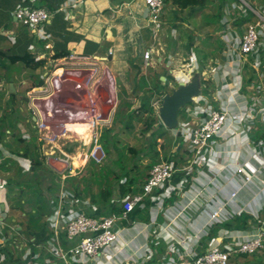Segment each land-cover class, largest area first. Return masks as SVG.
I'll list each match as a JSON object with an SVG mask.
<instances>
[{"label":"crops","instance_id":"0c3cea01","mask_svg":"<svg viewBox=\"0 0 264 264\" xmlns=\"http://www.w3.org/2000/svg\"><path fill=\"white\" fill-rule=\"evenodd\" d=\"M244 1L264 16V0ZM30 5L50 14L38 30L20 25L13 15L17 7ZM254 19L241 0H207L202 8L184 10L166 1L155 33L142 0H0V179L6 182L0 190V264H64L49 250L51 237L56 234L60 246L68 249V220L78 213L115 215L123 199L140 193L151 167L147 165L136 185L129 167L115 166L111 158L106 161L110 137L101 143L104 158L93 161L111 167L118 177L110 200L92 204L90 183L81 188L76 184L81 195L76 200L63 181L86 174L88 182L90 160L83 157L87 148L80 141L60 138L55 155H45L36 121H76L83 114L73 109V95L84 98L86 89H93L109 117L101 136L105 129L112 136L113 125L126 129L122 117L133 114L130 130L135 119L148 115L143 103L157 116L163 96L180 82H189L195 72L200 75V93L179 111L178 128L169 130L166 159H159L172 163L171 180L117 223V240L106 250L107 257L71 258L68 264H186L212 246L234 248L257 229L264 231V187L255 181L244 185L236 174L237 166L264 174V41L245 60L238 55L239 40ZM148 50L151 56L145 61ZM211 110L225 111L227 121L210 148L195 156L181 133L201 124ZM245 115L252 116V122ZM17 139L23 142L18 145ZM23 147L38 152L43 168L30 167L31 156L22 154ZM58 150L70 156L79 153L82 164L74 159L69 174ZM119 167L129 173L124 176ZM125 180L134 184L123 196L120 186ZM52 181L54 190L34 186ZM104 184L101 180L100 187ZM26 185L37 188L46 204L33 220H27L34 210L26 205ZM222 205L219 217L211 221L210 214ZM240 217L244 219L238 222ZM229 264H264V253L232 254Z\"/></svg>","mask_w":264,"mask_h":264},{"label":"built area","instance_id":"2783aa9c","mask_svg":"<svg viewBox=\"0 0 264 264\" xmlns=\"http://www.w3.org/2000/svg\"><path fill=\"white\" fill-rule=\"evenodd\" d=\"M26 1L34 3L36 0ZM142 1L147 10L148 22L154 32L157 33L160 14L165 0ZM241 2L255 16V21L246 26L245 32L241 36L238 44V55L241 59L245 60L259 48L261 37H264V16L256 12L255 9L250 8L244 0H241ZM13 15L20 25L32 30H38L50 18V14L45 9L32 5L17 7ZM151 52V50H148L144 53L143 59L145 61L150 59ZM59 79L63 81L67 80V78L61 76ZM110 81L114 85L111 77ZM73 109L78 113L81 112L83 115L72 123H55L54 121L35 122L36 132L45 151V155L54 156L56 149H58L55 147L57 140L68 137L78 142L80 141L83 148H87L83 152L84 159L99 163L105 156L100 142L101 130L109 118L103 111L99 96L96 95L93 89H86L84 98L81 95H73ZM262 110L264 109L260 111ZM34 114L35 112L32 111V116ZM227 118L228 115L225 111L211 110L201 124L191 129H186L181 133L182 135H187L195 156L201 155L206 148H210V143L220 136ZM244 118H247L249 122L253 120V117L249 115H245ZM57 129L60 130L59 133L55 132ZM68 133L72 134L67 136ZM58 153L61 156V162L66 165L68 173L72 174V169L74 168L73 161L79 153L71 156L61 150H58ZM174 171L175 169L172 163L167 160H160L153 164L148 171L140 193L133 194L121 201L120 215L93 217L83 213L76 214L68 220L64 229L66 239L72 245L64 250L58 243L56 234H54L50 239V252L56 254L64 264H68L71 258L93 261L99 256L107 257L106 250L117 240V223L132 213L135 207L139 206L147 196L166 186L171 180ZM236 174L241 176L244 185L255 181L264 187V174L261 171L246 172L242 166H237ZM5 187L6 182L0 179V190L5 189ZM234 196L235 193L231 195V197ZM223 209L224 205L217 207L210 214V220H216ZM181 243H183L182 240L178 244ZM262 250H264V231L257 229L256 233L250 239L234 248L222 249L219 246H212L200 255L189 257L186 264H229L232 254L251 256Z\"/></svg>","mask_w":264,"mask_h":264},{"label":"trees","instance_id":"16d2710c","mask_svg":"<svg viewBox=\"0 0 264 264\" xmlns=\"http://www.w3.org/2000/svg\"><path fill=\"white\" fill-rule=\"evenodd\" d=\"M166 1H169L172 5L176 6L177 8H179L180 10H184V9H189V8H202L206 1L207 0H165ZM261 40L264 41V37H261ZM27 65L30 64V62H26ZM206 92V91H205ZM191 103L187 104V105H190ZM126 108L129 109L130 106L127 104L126 105ZM142 109L144 112L148 113L149 117L151 116H154V110L147 106L145 103L142 104ZM184 112V109L182 110ZM181 111V112H182ZM133 114L131 115H128L126 117H122L123 119H125L126 122H124V127L126 129H129L131 127V120L133 119ZM156 117V116H155ZM118 118V117H117ZM124 121V120H123ZM158 121V118H152L151 117V121L149 123V127H151L152 125L155 124V122ZM162 125H158V128L151 133L150 137H149V143L146 147V154L150 155L151 157V162L150 164L148 165L149 166H152L154 163L158 162L159 159H160V155L163 156V152H165L167 149L164 147L163 143L167 140H169V136L167 133L163 132L161 129H162ZM110 129L108 130H103V133H102V136H101V139H100V142L102 144H104V142H106L108 139H109V134H110ZM4 136V133H0V137ZM178 138H180V133H178ZM23 142V140L21 139H17L16 140V143L19 145ZM170 142V141H169ZM23 155L25 157H28L29 155L31 156L29 159L31 161V164H30V167L33 168V169H41L43 168V163L41 160H39V156L37 155L38 152H35L32 151L30 152V149L28 147H23ZM133 154H135V151L132 150L131 151ZM18 153V151H17ZM139 157V156H138ZM164 159H166V152H165V155L163 156ZM93 162V161H92ZM4 165H6V163H2V166L4 167ZM124 176H126L128 173L127 172H123ZM92 177L95 176V180H98L99 183L98 185L100 186V182L102 179H99L101 178V174H98V173H91ZM110 176V180H108L107 178H105L104 176V179H105V188H103L102 190H100L99 194L96 195H91L90 196V201L92 204H97V203H108V201L110 200L111 198V185L113 182H115L118 177L115 175V174H109ZM108 176V177H109ZM76 179L73 177H67L63 183H64V187L66 189H69L73 195H74V198L76 200H79L81 197L80 193L78 192V186L76 185L77 183H75ZM84 183L85 180H83ZM107 181V182H106ZM134 184V181L133 180H125V182L120 186V193L121 195H125L127 193H131L132 192V186ZM86 186L88 187V183H86ZM84 186V187H86ZM25 194L27 196V202H26V205H29L31 210H34L33 213H30V217L31 219L33 220L34 217H40L42 215V211H43V208L44 206L46 207V204H45V200L43 198H41L40 196V192L37 188L33 187V186H30V185H26L25 187ZM23 189H21L22 191ZM24 191V190H23ZM115 213V215H120L121 214V208L120 209H115L113 211ZM41 214V215H40ZM242 219H244V217H240L238 219V222H240ZM264 252V250H263ZM245 257V256H244Z\"/></svg>","mask_w":264,"mask_h":264},{"label":"rangeland","instance_id":"374dc122","mask_svg":"<svg viewBox=\"0 0 264 264\" xmlns=\"http://www.w3.org/2000/svg\"><path fill=\"white\" fill-rule=\"evenodd\" d=\"M249 11H251V10L249 9ZM256 12H259V11H256ZM251 13H252V11H251ZM254 18H255V16H254ZM260 51H261L260 55H261L262 61H264V50H260ZM155 115L151 116V117L156 118L157 116L155 117ZM136 116H139V115H136ZM151 117H149L148 115L147 116L146 115H144V116L140 115L138 119H135L132 122L133 127L130 130L121 128L118 124H115V125H113V128H112V133H111L112 136L111 135L109 136V138L111 137L110 141L112 142V146L110 147V150H109L110 152L107 153L106 161L107 162H109L110 160L117 161L115 166L118 165V166H122V167H129L131 169L130 170L131 177L133 176L134 178H137L136 183H135L136 185L140 184V182L142 180L141 178L147 170L146 167L151 162L150 155L144 154V151H143L149 143V137H150L151 133L154 132L158 128V124L156 126L152 125L151 127H149ZM159 124H161L160 121H159ZM161 130L163 132L169 134V130L165 129L164 127H162ZM167 143H169V140L164 142V147ZM9 150L16 153L15 149H9ZM132 150L135 151V154H133L131 152ZM165 152L162 153L163 156L165 155ZM140 155H142V157L138 158V156H140ZM122 167H119V169H121L122 172H128V170H126L125 168H122ZM86 172L90 173L89 174L90 178H89L87 183L91 184V187L93 188L92 193H93V195L97 196V194H99L100 190H102L103 188L100 187L98 185V182L92 178L91 173L93 172V173L101 174L102 181L105 182L104 176H105V178L110 180L109 174L110 173L112 174L111 167L106 168L105 166L95 165L92 162V160H90V162L87 166ZM75 179H76L75 183H79L80 188L82 186H86V183H84V181H83L84 179L87 180L86 174L84 176H82V178H79V179L75 178ZM86 180H85V182H86ZM40 182H42V181H40ZM38 184H39V187H40V185H42L41 188L44 189L43 191H48L49 187H51L54 190V187L56 186L54 182L50 183L51 185L49 183H46V182H44L43 184L37 182V184L34 186H37ZM46 188H47V190H46ZM10 197L12 198V196H10ZM12 204H15V200H12ZM30 218H31L30 215L27 216V220H31ZM260 253H264L263 250L257 252V254H260Z\"/></svg>","mask_w":264,"mask_h":264},{"label":"water","instance_id":"95a60500","mask_svg":"<svg viewBox=\"0 0 264 264\" xmlns=\"http://www.w3.org/2000/svg\"><path fill=\"white\" fill-rule=\"evenodd\" d=\"M200 90V75L195 72L189 82H180L169 94L164 95L157 109V117L161 125L167 130L176 129L179 111L191 103L199 95Z\"/></svg>","mask_w":264,"mask_h":264},{"label":"bare ground","instance_id":"6f19581e","mask_svg":"<svg viewBox=\"0 0 264 264\" xmlns=\"http://www.w3.org/2000/svg\"><path fill=\"white\" fill-rule=\"evenodd\" d=\"M76 159V162H78L79 164V166L82 164V162H80V160H79V157L77 156V158H75Z\"/></svg>","mask_w":264,"mask_h":264}]
</instances>
